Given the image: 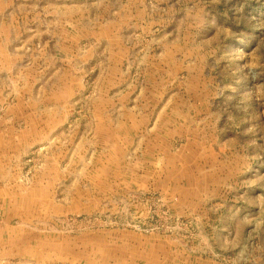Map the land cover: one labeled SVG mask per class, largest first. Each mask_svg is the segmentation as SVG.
<instances>
[{"label":"rangeland","instance_id":"374dc122","mask_svg":"<svg viewBox=\"0 0 264 264\" xmlns=\"http://www.w3.org/2000/svg\"><path fill=\"white\" fill-rule=\"evenodd\" d=\"M11 8L17 57L70 46L71 108L0 159L22 198L0 204V264H264V0Z\"/></svg>","mask_w":264,"mask_h":264},{"label":"crops","instance_id":"0c3cea01","mask_svg":"<svg viewBox=\"0 0 264 264\" xmlns=\"http://www.w3.org/2000/svg\"><path fill=\"white\" fill-rule=\"evenodd\" d=\"M12 4L13 0H0V103H6L12 97L5 114L0 117V159L16 156L25 142H29L35 133H43L46 127L49 128L50 135L51 127L53 129L58 125H64L69 119L71 108H69L71 93L67 91L70 85L65 83L69 73L62 65L66 58L60 54L64 48L68 49L70 46L68 44L64 46L61 34L53 31V34H58L55 35L54 41L40 39L37 42L33 39L22 41V46L25 44L26 50L31 53L26 57H17L19 54L14 53V46L18 45L17 37L12 36H17L18 21L14 16H11L10 20L5 16L12 11ZM40 28L48 31L53 29L35 25L27 31L35 29L36 32H40ZM110 43L113 44L112 40L109 41V45ZM76 57L74 54L68 61L75 62ZM26 62L27 67L30 64L32 67L37 64L43 67L40 72L34 74L33 71L27 73V67L18 71V66L23 67ZM10 173V165H0V204L11 205L22 200L15 190L11 191L12 188H16L15 183L11 182ZM18 188L22 191L20 187Z\"/></svg>","mask_w":264,"mask_h":264}]
</instances>
